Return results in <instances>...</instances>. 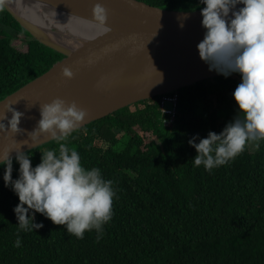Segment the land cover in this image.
Segmentation results:
<instances>
[{
	"label": "trees",
	"instance_id": "1",
	"mask_svg": "<svg viewBox=\"0 0 264 264\" xmlns=\"http://www.w3.org/2000/svg\"><path fill=\"white\" fill-rule=\"evenodd\" d=\"M195 10L199 0H140ZM63 57L33 38L0 4V100ZM238 74L201 80L177 90L176 114L164 124L160 95L138 101L76 129L65 142L85 168L113 181V217L97 240L67 233L43 215V227L19 233L18 197L0 168V264H264V142L211 173L193 167L188 140L219 134L233 120ZM199 141H197L198 143ZM54 140L30 151L33 167ZM13 162V179L18 177Z\"/></svg>",
	"mask_w": 264,
	"mask_h": 264
},
{
	"label": "clouds",
	"instance_id": "2",
	"mask_svg": "<svg viewBox=\"0 0 264 264\" xmlns=\"http://www.w3.org/2000/svg\"><path fill=\"white\" fill-rule=\"evenodd\" d=\"M199 4L204 6L200 14L201 27L205 30L197 44L200 60L209 71L225 78L232 74L240 76L232 93L237 106L233 120L219 134L210 131L205 138L197 134L188 140L196 151L193 167H203L211 173L235 160L249 144L259 148L260 142H264V0H199ZM92 13L93 20L106 28L105 7L96 3ZM182 17L181 28L188 14ZM62 75L71 79L73 72L64 67ZM12 105L4 104L0 114V134L5 140L24 131L18 127L24 113ZM39 110L41 118L27 133L29 140L35 147L41 136H47L59 144V150L42 152L35 167L28 152L21 151V146L29 140L13 139L0 154L4 186L19 199L13 208L18 221L14 247L22 246L21 231L33 232L43 227L34 222L36 213L55 225H63L77 239H83L86 231L95 230L99 240L103 226L113 217L116 197L113 181L105 179L99 168H85L78 151L65 143L82 126L87 112L75 102L66 103L61 98L40 105ZM14 160L19 165L16 179L12 176Z\"/></svg>",
	"mask_w": 264,
	"mask_h": 264
},
{
	"label": "water",
	"instance_id": "3",
	"mask_svg": "<svg viewBox=\"0 0 264 264\" xmlns=\"http://www.w3.org/2000/svg\"><path fill=\"white\" fill-rule=\"evenodd\" d=\"M96 3L107 10L106 28L93 20ZM0 4L33 38L63 55L0 100V114L8 103L24 113L18 125L24 131L8 140L0 134V154L13 139L29 140L27 133L41 118L40 105L55 98L86 110L83 127L138 101L220 76L198 56L197 44L205 31L200 9H165L140 0H0ZM185 13L188 19L181 28ZM44 14L63 27L46 25L40 17ZM64 67L73 72L71 79L63 77ZM49 141L41 136L34 147L29 140L21 151Z\"/></svg>",
	"mask_w": 264,
	"mask_h": 264
},
{
	"label": "built area",
	"instance_id": "4",
	"mask_svg": "<svg viewBox=\"0 0 264 264\" xmlns=\"http://www.w3.org/2000/svg\"><path fill=\"white\" fill-rule=\"evenodd\" d=\"M178 101L177 91L169 92L160 95V107L161 111L166 114L167 119L164 120V124L168 125L171 123L176 114V104ZM165 103H169L170 107H166Z\"/></svg>",
	"mask_w": 264,
	"mask_h": 264
},
{
	"label": "bare ground",
	"instance_id": "5",
	"mask_svg": "<svg viewBox=\"0 0 264 264\" xmlns=\"http://www.w3.org/2000/svg\"><path fill=\"white\" fill-rule=\"evenodd\" d=\"M31 17H34L33 14H29ZM40 17L44 20L45 24L46 25H49L51 27H55L53 26L54 25H59L60 27H63V24L60 22V23H51V20L49 18V16L47 14H44V15H40ZM38 17H34V19H37ZM69 29L71 30H74V28L71 26V25H68Z\"/></svg>",
	"mask_w": 264,
	"mask_h": 264
},
{
	"label": "rangeland",
	"instance_id": "6",
	"mask_svg": "<svg viewBox=\"0 0 264 264\" xmlns=\"http://www.w3.org/2000/svg\"><path fill=\"white\" fill-rule=\"evenodd\" d=\"M165 106H166V107H170V104H169V103H165ZM235 115H236V112H235V110H234L233 118L235 117Z\"/></svg>",
	"mask_w": 264,
	"mask_h": 264
}]
</instances>
